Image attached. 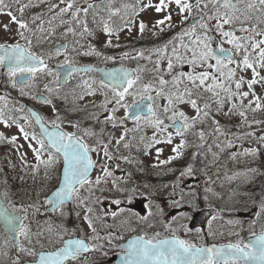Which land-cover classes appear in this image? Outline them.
<instances>
[{
    "label": "snow or ice",
    "instance_id": "obj_1",
    "mask_svg": "<svg viewBox=\"0 0 264 264\" xmlns=\"http://www.w3.org/2000/svg\"><path fill=\"white\" fill-rule=\"evenodd\" d=\"M137 3L143 6L137 8L135 5L122 3L120 7H115L114 0H106L103 8H100L93 0H83V3L81 0H55V2L53 0H27V2L25 0H0V16H6L9 19V23H0V29L6 34H12L25 41L24 45L19 42L0 43V67L7 68L11 86L19 87L22 94L25 87H35L34 82L38 76H53L55 82L59 84V74L49 68L44 54H37L31 50L33 41L29 39L28 33H31L37 41L42 38L47 39L55 35L56 28L53 25L58 21L59 26L65 27V31L62 33L63 37L74 38L73 52L77 55H95L99 58L102 53L91 44L85 49V45L81 42L86 37L93 35L88 23L90 14L92 23H98L104 34L109 37L106 47L114 46L110 39L114 34L118 39V33L125 28L131 32L132 26L137 24V21L132 17H138L148 8H153L156 13H164V15L159 19L139 21L138 31L141 35L149 25L160 32L164 31V26L172 28L173 6L180 16L181 23L187 22L189 16L194 21L188 27L182 28L174 40L169 41L162 48L152 50V54L157 59L153 60L152 55L145 56L142 51L138 53L137 57H132L133 59H146L153 64L155 83L152 80L147 83L143 82L140 73L146 69L139 67L135 70V74L124 68L105 73L107 79H102L98 88L93 87L95 81L84 80L82 82L83 90L78 99L83 100L85 96L93 97L99 92L104 99L95 107L104 113H109L102 121L96 113H90L89 119L100 124H110L113 129H122L118 138L109 133V138L105 141L103 128L97 133L91 128L81 129L79 122L71 125L78 129L79 134L62 131L59 118L51 121L52 128L49 130L43 117L36 112H32L30 117L21 118L29 124V127L31 126L30 118H34L39 125V134L36 131L30 132L23 125H17L23 139L29 142L28 148L31 149L36 161L32 166L33 174L43 167L47 179L51 175V170L55 169L58 164L59 157H62V176L59 185L52 193L51 198L46 200V203L53 212L60 211L69 201L77 204L78 207H84L83 220L93 233L92 240L103 239L97 233L91 215L94 209L89 205L91 197L100 190V186L110 183L109 191L114 190L119 193V198L111 200L114 205H121L124 201L131 203L133 194L137 192L135 188L122 187L120 178L113 177V172L107 162L116 158L123 159L129 164L133 163L127 156L114 157L110 151L113 141L117 151L121 146L127 149L131 147L132 140L137 139L135 135L132 140L128 139L129 133L135 134L141 132L143 127H151L153 136L150 139L146 140L143 135L139 136V143L144 145L145 154L149 149L159 144L173 145L171 148L173 155L164 160L159 159L163 149H156L157 163L154 167L157 168L171 165L174 161H180L184 156V150L188 147L204 148L208 136L215 138L214 146L220 153H223L225 149L236 147L235 141H240L244 137H254L258 144L264 147V135L257 136L252 131L237 132L233 134L232 138H229L228 132L221 127L219 120L216 119V116L221 114L229 118L238 116L240 118L238 128L243 126L251 128L254 124L264 125V120H249V113L264 112V95H258L255 90L256 85H260L264 89V75H261V71L264 70V0H195V3L190 0H158L156 4L151 2L144 4L143 0H137ZM41 5H47L46 12L41 11L26 16L28 10L39 8ZM129 8H131L130 14ZM100 11L106 12L107 17H100L97 21ZM45 16L48 18L45 19ZM65 17L68 18L65 19ZM113 17H119L122 24L114 27ZM213 21L214 23H212ZM12 24L17 26L14 33L11 28ZM33 26H35V31ZM76 37L79 38L75 39ZM185 37L188 38L187 41H185ZM169 44L171 45L170 49ZM225 44L229 47L225 48ZM75 45H79V48ZM67 51L68 46L61 45L55 49V56H60ZM169 51L171 55L168 54ZM129 56L130 53L126 52L121 59H126ZM48 58L51 59L52 55L49 54ZM103 59L109 61L114 58L103 56ZM164 61H166V68L161 67ZM185 65H188L192 70L184 71ZM58 67L68 69L65 80L70 78L73 73H87L94 70L91 67H74L67 56ZM249 71L251 78L247 76ZM17 76L21 78L18 80ZM245 87L247 90H244ZM44 89L48 93L59 90L58 88L53 89L48 84L44 85ZM109 92L111 93L110 97ZM127 97H132L131 104L127 102ZM161 99L166 100V104L162 107L158 103ZM0 103L3 104V107H0V124L9 127L8 119H5L4 108L8 106L5 96L0 95ZM44 103L50 104L51 101L46 99ZM213 104L216 106L214 111ZM184 105L189 106L194 115H187L182 110ZM225 105H228L227 111H225ZM120 109H124L125 115L122 118H117L116 113ZM130 109L131 112H129ZM130 118L134 124L132 128L126 127L125 124ZM9 119L15 123V118L9 117ZM209 119L212 121V133H206L203 128L197 130V125H205ZM169 128L174 129L175 137H179V143L173 144L174 136L172 132L168 131ZM188 134L195 137L199 143L191 144L187 139ZM86 137H96L94 144L86 143ZM220 137H224V142H215ZM4 143L16 147L18 151L22 147L18 145L17 136L8 138L0 133V144ZM207 151L211 152V147ZM258 152V148H244L242 155L255 157ZM90 153H96L100 158L99 162L94 161ZM197 155L194 153L191 160L195 161ZM213 155L215 156L216 153ZM238 155L240 154L232 152L230 158L235 161ZM21 160L27 167L26 154L21 155ZM94 168H99L100 174L96 176L95 180H92L90 173ZM175 171H177L175 168L168 169V172ZM194 171L192 163L179 169V176L171 186L173 206L179 205L185 200L183 190L179 193V199L175 198L177 196L176 189L181 179L193 175ZM82 190L87 191L89 195L81 198ZM204 191L206 200L210 196L217 195L209 187H206ZM2 195L6 198L8 193L4 192ZM99 202L98 197L91 201L92 204ZM29 207L36 208V213H39V208L35 205H29ZM257 207L259 210L255 215L258 221L260 217L264 216V197L261 198ZM234 210H236L235 206L230 209V211ZM22 211L25 215L23 219H19L15 215H9L5 209H0V218H3L6 230L15 233L13 247H18L21 252H25L29 256H39L35 264H65L69 259L76 260L81 253L98 251L100 247H103L100 245L97 248H92L84 239H69L65 242L64 247L54 252L37 254L19 243L20 237H23L29 244H33L31 229L23 222L28 218L27 209H22ZM124 211V208H120L121 214ZM61 215H63L62 212ZM111 215L115 219L118 213L113 211ZM152 215L149 213V216ZM216 218L213 216V220ZM96 219L101 220L102 217L97 215ZM141 220L148 227L153 226L148 217H141ZM46 223L49 225L46 229L47 232L53 233L51 221ZM228 224L233 227H243L240 220H229ZM164 227L172 233L171 238L146 239L144 236H138L130 241L124 257L125 264H264V225H261V230L257 234L255 221L249 224L248 242L238 239L234 243L230 242L219 246H197L189 240L176 236L175 233L178 229L172 224H165ZM183 230L185 233L190 231L187 228ZM44 231L45 229L42 227L38 228L35 235L41 237L44 235ZM196 231L199 233L198 229ZM231 234L240 236L239 231H233ZM55 235L57 238L63 239L60 232H55ZM156 236H159V233H156ZM3 255H7V252ZM12 264H20L19 259L14 260Z\"/></svg>",
    "mask_w": 264,
    "mask_h": 264
},
{
    "label": "rangeland",
    "instance_id": "obj_2",
    "mask_svg": "<svg viewBox=\"0 0 264 264\" xmlns=\"http://www.w3.org/2000/svg\"><path fill=\"white\" fill-rule=\"evenodd\" d=\"M99 1H100V4H102V5H104V2H106V0H96V3H98ZM25 2H27V0H25ZM149 2H151L152 4H156L158 2V0H143L144 4H147ZM190 2L195 3V0H190ZM81 3H83V0H81ZM142 6L143 5L139 4V3H137V5H136L137 8H140ZM46 9H47V7L45 5H41L39 8H33V9L28 10L26 13V16H31V15H33L37 12H41V11L46 12ZM163 15H164V13L158 14L154 11L153 8H148L144 12H141L138 17H132V19H135L137 21V24H134L132 26L131 32H129L127 30V28H125L123 31H120L118 33V39H117V35L114 34L110 38L113 42V45H114L113 47H106V42L109 39V37L104 34L101 26L98 27V29L93 32V34L95 35L94 40H93V37L90 36L89 39L85 38L81 42L85 45V49H86L89 44L92 45V43L95 41V43L99 45L98 50L105 48L106 51H109L108 55H103V56L115 57L118 54L124 53V50L126 48V52L130 53V56L128 57L129 60L130 61H136L137 62V68L139 67V68L146 69V71L140 73V75L143 77V82L147 83V82H149V80H152V82L155 83V80H153V71H154L153 64L150 63L146 59H133L132 58V57H137L138 53H139V52L133 51L134 45H136V47H138V46H143L146 43L148 45L150 44L152 46H156V43L158 41L160 43L162 42L163 45H165L169 41L174 40V38L177 37V35L180 33L182 28L188 27L189 23L192 19L191 16H189L187 22L181 23L180 16L177 14V12L173 6V10H172L173 27L172 28H168L167 26H164V31L160 32L158 29H154V28H152L151 25H149L143 35H141L139 33V31H138L139 21L143 20L146 22L148 20L159 19V18H162ZM0 23H9V19L6 16H0ZM212 23H214V21ZM16 27L17 26L14 24L11 25L13 33L15 32ZM27 35L30 37L31 33H28ZM78 38L79 37H77V39ZM136 38H137V40H136ZM187 39L188 38L185 37V41H187ZM217 39H219V37H217ZM20 41L22 42L24 40H20L19 37L13 36L12 34H6L3 32L2 29H0V43L1 42L2 43H5V42L15 43V42H20ZM32 41H33V43L36 42L35 39H33ZM116 45H118V46H116ZM34 46L36 48H41L38 45H34ZM77 46L79 48V45H77ZM124 46H125L124 49L119 48V47H124ZM224 47L228 48L229 46L225 44ZM170 48H171V45L169 44V49ZM38 51L43 53V54H45L47 52V51H41V50H38ZM147 51L148 50L142 51V52H144L145 56H148V55H146ZM69 52H70V55L68 56L69 61H76V62H80V63H86V62L89 63V62L96 60L95 55H93V56L77 55L75 52H71L70 49H69ZM168 54L171 55L170 51ZM54 55H55V53H54ZM71 55H74L75 58H71ZM149 55H152L153 60L157 59V57L155 55H153L152 52ZM64 60H65V56H63V54H62L60 56H55L53 62L56 64H62L64 62ZM161 67L166 68V61L162 62ZM183 70L184 71H191L192 69L188 65H185ZM261 75H264V70L261 71ZM247 76H248V78H251V72L250 71L247 73ZM6 77H7V80H6L7 82L5 81L6 84L4 85V88L2 89V93H4V96L6 97L7 100H10L13 96H17L19 98L21 96H25V97L29 98V96L31 95V98H32L34 94L41 92V87H43L45 84H48L52 88L57 85L53 76H47V75L38 76V78L34 82L35 87H25L24 92L22 94L19 87L13 88L11 86V83L9 82L8 75L5 77L0 76V84L1 85L3 84V81L6 79ZM90 80H91L90 82H92V81L96 82L93 85V87H97V88L99 87V81L98 80H95L93 78H90ZM244 90H247L246 87ZM255 90H256V93L258 95H264V89H262L260 87V85H256ZM55 94H56L55 91L52 93L46 92V95L51 99L50 104L44 103L41 101H35L33 99L31 101L36 104L35 106L46 116V118L48 120L52 121V120H56L57 118H59V120H61V121H59L60 126L63 127V129H65L69 133L77 132L79 134L78 129L73 128L71 126L72 123H76V122L80 123L81 129L91 128L97 133L100 132L101 128H100L99 124L92 119H89L87 117L85 118L83 113H82L83 110H86L88 107H91V105L99 104L101 102V99L103 96L100 95L99 92L97 93L96 96H93V97L85 96V98L83 100L78 99V96L81 94V92H78V94L76 95V97L74 99V105H70V100L73 99L72 95H64V96L59 98V97H54ZM205 95H207V94H205ZM110 96L111 95L109 94V97ZM137 99H139V97H137ZM126 100H127V98H126ZM131 101H132V97H131ZM53 103H54V105H53ZM158 103H160V105L163 106L164 104H166V100L161 99L160 101H158ZM245 103H247V101H245ZM212 107H213V111H214L216 106L213 104ZM225 107L227 108L228 105H225ZM54 109H55V111H54ZM182 110H184L186 112V114L189 116L194 115L193 110L187 105L182 106ZM97 111L99 113L101 112V110L99 108H97ZM124 115H125L124 109H120L116 113L117 118H122ZM251 115H255V114L249 113V120H250ZM216 119L219 120V122H221V121L225 120V116H223L222 114L217 115ZM230 119H231V121H233V123H238V124L240 123V118L238 116H233ZM21 122L24 124L26 123L25 120H21ZM141 123L143 124V121H141ZM125 124H126V127H128V128L134 127L133 121L127 120L125 122ZM9 125H10L9 127H5L3 124H0V133H3L8 138H11L12 136H17L18 137V145H20L22 147H20L19 151H18L16 147H14L10 144H7V143L0 144V194L7 192L8 195L6 197V200L9 202L10 205L15 206V209L20 211L22 213V216L24 217L25 213L22 211V209L19 206V205H21V202H20L19 196H18V193L20 191L24 190L21 179L23 178V176L25 177V175H27V177L33 178L36 182V191H40L41 189L44 190V189H47L49 187L51 188L53 186V184H55L56 171L59 170L60 162H58L55 169L51 170V175L47 179L45 178V171H44L43 167H41L38 172L33 174L32 166L36 163V161L33 157L31 149L28 148L29 142L25 141L23 139L22 135L19 133V130L15 126H12L11 124H9ZM92 126H94V127H92ZM205 127L213 128L211 119H209L207 121V123L205 124ZM144 128L145 127H143V129ZM253 129H259V128L257 126L256 128H253ZM121 131H122V129H113L110 124H105L104 137L103 138L105 139V141H107V139L109 138V133L113 134L116 138H118L119 135L121 134ZM168 131L173 133V136H174L173 144L179 143V137H175L174 130L169 128ZM245 131L249 132L250 128L245 126ZM255 131L256 130H253V132H255ZM134 135H136V133L135 134L129 133L128 136H134ZM141 135H143L146 140L150 139L153 136V129L151 128V130H147L146 132H142ZM259 135H264V133L259 134ZM95 139H96V137H91L90 140L87 141V143L89 145H93L95 142ZM243 140L244 139H242L241 141H243ZM113 143H114V141H113ZM241 143L242 142H239L240 147L242 146ZM113 145H112V147H113ZM172 146L173 145L159 144V145H156L154 148L149 149L147 154H145V152L142 151V156H141L142 159L140 161L143 160L145 162V164L148 165V169H149L148 171L150 173H151V171L153 173H155L156 167H154V165L157 163L156 149L157 148L163 149V152L160 155L159 159L164 160V159H167L169 156L173 155V153L171 152ZM110 151L113 153L111 148H110ZM120 152H121L120 150L117 151V154ZM185 152H187V151H185ZM262 152H264V147H262ZM242 153H243V150L238 152V154H240V155H238V157L236 159L237 165L234 166V169L230 173L221 174L220 175L221 178L218 180L217 183H215V177L214 176L206 175L209 178V180H208V183H206V185L204 186L202 184V182L205 180V177H203L204 173L202 172L198 176L200 178V182L198 181V184H199L200 188H202V190H203V194L200 193L199 195H197V194L195 195L196 200L200 203L199 205L195 204V205L188 206L185 202L180 203L179 205L172 207V209L175 211L174 213H172L171 211H169L168 213H165L164 212V205L161 206V204H158L156 207L153 206L156 218L152 219L149 215L144 216V217H148L149 222H151V224L155 227V230H154V232L152 231L153 226L152 227H146V226H144L145 224H141L142 229H145L144 231L142 230V232L146 233V234H150V235L153 233V235H151L153 237L156 236V233H159V235L172 234L170 231L166 230L164 227L165 224H172L173 227L178 229L175 234L185 233V231L183 229L187 228V222H185L184 219L189 217L190 211L192 209H194V208L197 209L199 207H204V206H213L210 202H211V200H213V198L215 196H210V198L207 200L204 198L205 197V191L204 190L206 187L211 188L214 192L217 193V195H220L222 188H224V187L233 188L234 187V185L231 184L232 182L230 183L228 181L230 176L234 175L236 172L243 173L244 171H240L243 166L253 165L252 167H255L256 164L260 160V159L258 160V158H254L253 162H249L248 157H250V156H244V155H242ZM22 154H26V156H27V161H26L27 167H25V162L21 160ZM117 154L114 155V153H113L114 157H118ZM101 156H102V154H101ZM262 157H263V159L260 161V163H262L264 165V155H262ZM44 158L46 159L47 156L45 155ZM92 159L94 161L99 162L100 158L97 157L96 153H92ZM112 162H113V164L116 163L117 165H125V161H123L122 159L119 160V159L114 158L112 160ZM174 162H178V161H174ZM107 163H109V162H107ZM209 163H211V162L209 161ZM113 167H114V169H112L111 171L113 172V177H115L116 173H117L115 171L116 166L113 165L111 168H113ZM206 173H207V171H205V174ZM99 174H100L99 168H95L94 172L90 178L92 180H95L96 176ZM224 177H228V178L225 179ZM25 179L26 178H24L23 181ZM143 183H145V181H143L141 183V185ZM159 183L160 182L157 180H155L153 182V184H155L154 189L152 190L153 194L157 193V191L155 189L159 188ZM247 183H248V179L243 178V179H241V184L239 185V187H237L238 190L245 191L246 196L248 195L249 190L251 189V187H249L247 185ZM131 185H133V188H136L134 186V185H136V183L131 184ZM215 185H216V187H215ZM109 188H110V183L109 184H102L100 186V189H102L104 191H100V192L96 191L95 196L91 197V200L89 201V205L94 208L95 204H92L91 201L96 200L97 197L100 200H104L105 202L111 201V198L102 199L104 196L109 197L106 195L112 194L111 197L119 198V193H117L116 191H109ZM137 188H138V190H140L139 192L141 195L145 196L147 194L146 188L144 186H138V184H137ZM152 193H151V195H152L151 197H152V200L154 201L155 198H154ZM88 195L89 194L87 191H84V190L81 191V198L87 197ZM233 195L238 197V194H233ZM42 197H44V196L42 195ZM262 197H264V196H261V198ZM261 198L253 204V207H256L258 209L257 205H258L259 201L261 200ZM30 199L33 200L32 198H30ZM245 201L252 203L254 201V195L253 196H247ZM105 202H102V203H105ZM222 205H223V203H222ZM35 206L37 208H39V213H36V208H33V207L26 208L28 218L25 220L26 221L25 225L31 229L33 244H29L23 237H20L19 243L24 248H28V249L33 250V245L35 243H41V244L45 245L42 248L53 249L55 247V245L60 243V242L54 243V240H53L54 232L53 233L47 232L46 229L48 228L49 225L46 222L51 221V226L53 228L54 224L56 223L54 220H56V221L58 220V222H59L57 224L58 227H62L63 224H65V225L67 224L68 227L73 232H76L77 235H82L83 237H86L88 239V241L90 242L91 246L94 245L95 248H97L100 245H102L103 247H100L98 251H100V249H103L105 247H107L109 249V251L107 253L108 255L117 251L115 247H118V246H116L117 243L114 242L115 241L114 239L111 240L110 243H109L108 239H100V240H92L91 239L93 233H92L91 229H89L87 227L86 222L83 220V216L85 215V208L84 207H78L77 204L72 202V204L70 206H67V207L64 206V208H62L63 209V215H57L55 212L54 213L45 212V209L48 206L45 199L43 201H39ZM235 208H236V210L229 211V214L218 212L217 217H219V218L227 217V219L224 220V223L222 226L219 225V222L217 220L219 218H216L215 220L212 219L210 221L208 227L205 228L203 231H200L199 233H197V231L190 233V231H189L186 233L187 236L185 238L196 244L200 241H203L201 239V237H203L204 235H207L214 240H219L218 237H220V234L225 233L224 234L225 236L234 239L235 235H232L231 233L233 231H239L240 228L233 227V226L229 225L228 221L229 220H238L233 215L235 214L236 216H238V212L241 209V207H235ZM161 212L163 213L162 215H161ZM91 215H92V219L95 223V226H97L98 220L94 216V212ZM165 216L168 219H166ZM260 219H264V216L260 217ZM174 220L176 221L175 223L173 222ZM241 220H244V219H241ZM256 220H257V218H256ZM242 225L248 226L249 224H248V222L245 221V222H242ZM40 226H42V228L45 229L44 235L41 237H37L35 235V233L38 231V228H40ZM217 229H219V231ZM239 232H243L245 236H246V234L249 233V232H247L246 229H244L243 231H239ZM99 236H101V235H99ZM111 245H114V247H111ZM11 247H12V245H11ZM9 249H10V247L6 244L0 245V264H12V262L16 259H19V261L21 263V260L29 259V258L33 257V256L27 255V253H25V252H21L19 250V248L18 249L12 248L11 251ZM103 251H104V249H103ZM5 252H7V255H3V253H5ZM96 253L97 252L94 251L93 254H91V255L88 254L86 256H83V257H81L82 260H75L71 264H91L89 262V260L95 261V264L99 263V262H101L100 258L94 257V255H97Z\"/></svg>",
    "mask_w": 264,
    "mask_h": 264
},
{
    "label": "flooded vegetation",
    "instance_id": "obj_3",
    "mask_svg": "<svg viewBox=\"0 0 264 264\" xmlns=\"http://www.w3.org/2000/svg\"><path fill=\"white\" fill-rule=\"evenodd\" d=\"M45 59H46V62L48 63L49 68H51L53 70L54 69V65L51 64V61L49 60V58L47 56H45ZM97 60H98V63H103L102 62V59L100 57L99 58L97 57ZM104 63H106V62H104ZM104 66H107V65H104ZM261 120H264V115H263V117H262ZM261 127H264V125H261ZM228 136H229V138H232V134H229ZM136 138L137 139L132 140V137L131 138L128 137V139L132 140L131 147H129V148L126 149L123 146H121L119 148V150L121 152L118 153L117 156H127V157H129L133 161V163L129 164L125 160L122 159L123 161L126 162V165L119 166L117 173L118 174H123V177H125V174L126 173H128V174L129 173H132L133 172L132 171L133 169H135V172H136L135 175L138 176L139 175L138 169L142 166V164L138 161V158H139L140 153L142 152V149H144V145L139 143V137H136ZM214 139H215L214 137L208 136L207 137V142L205 144V147L204 148H201V149H198L196 147H188L187 148V152H184V154L187 153V155L183 159V162L182 163H178L176 166H175V162H173V164H171L169 168H175V169L179 170L180 168L185 167L188 163H192L193 168H194L195 171L203 170L204 167H205V164H206V156L207 157H212L210 155L211 152L207 151V149L209 147H211V151H212L213 148L216 149L215 146H213ZM189 142L191 144H197V143H199V141L195 137L190 138L189 139ZM215 142H217V143L224 142V137H220V139L218 141H215ZM248 146L251 147V145H249L246 142H244V147L248 148ZM110 148L113 151V153L116 152L115 146L114 147L110 146ZM236 148H237V146H236ZM216 150H217V152L220 155H223L224 154V153H220L218 149H216ZM194 153L198 154L197 155V159H198V162L197 163L195 161H192L191 160V157H192V155ZM215 158L216 159H220L219 157H215ZM119 160H121V159H119ZM168 169H167V171L165 173L170 176L169 182H167V183H165V182L159 183V189H155L157 191L156 194H153L152 193V190L154 189V185H152L150 189L146 190V193L147 194L145 196L141 195L140 192H139L140 190H138V188H137V185H134L136 187L135 189H137V192L135 194H133L132 202L131 203H128L127 201H125L127 203L126 204L127 206L130 205V204H133V205H135V208H138L139 209V212H138V216H139L138 225L139 226L141 224H145L144 226L148 227L147 224L141 220V217L148 216L149 213H152L153 214L152 216H150L152 219H155L156 218L155 211L153 209V206L156 207L158 204H161V206L164 205V212L165 213H168L169 211H171L172 213L175 212L172 209V207H173V204H172L173 197H172V187L171 186L176 181H174L173 178H172V173L173 172H168ZM137 184H138V186L141 185L140 178H137ZM165 186H168V187H165ZM181 190H183V192L185 194V200L182 201L181 203H184L185 202L188 206L195 205V204L196 205H199L200 204L196 200V197H195L196 194L199 195L200 193L201 194L203 193L202 188H200V186L198 184V180H195L192 177H190L185 182H183V180L181 179V181L179 183V186L176 189V192H177V196L175 197L176 199H179V193H180ZM150 192L153 194V196L155 198L154 201L152 200V197H151L152 195H151ZM245 204L248 205V203H245ZM257 211H258V209L255 208V207L243 208L241 211L238 212V216H237L236 219L240 220L241 222H245L246 221V222H248V224H250L251 222H254L255 221L256 222L255 231L258 234L260 232V230H261V225H264V219H259L258 221L256 220L255 213ZM140 215H141V217H140ZM165 218L168 219L166 216H165ZM241 219H244V220H241ZM186 220L187 219H184L185 222H187ZM219 220H220L219 225L222 226L223 223H224V220L223 219H219ZM126 222L127 223L130 222L129 223L130 228L126 230V233L127 234H129V235H133V234L134 235H143V236L147 237L145 235L146 233L137 232V224L135 223L136 225H134V223L131 221V219H126ZM244 229H246L247 232H249L248 234H246V236L244 235L243 232H240V236L239 237L235 236L234 239L228 238V240H230V241H226V240H223L222 238H220L219 241H216L215 240L213 242H219V243L232 242V243H234L238 239H242L245 242H247V239L250 236L249 225L248 226L247 225L246 226H243L242 228H240L239 231H243ZM144 230L145 229H143V231ZM154 230H155V227L153 226L152 227V231L154 232ZM217 230L219 231V229H217ZM195 231L196 230H190V233H193ZM178 234H181L183 237H186L187 236L186 233H178ZM222 234H225V233H222ZM151 235H153V233ZM164 235H167V234H164ZM164 235H159V236H154V237L152 236V238H155L156 239V238L162 237ZM206 237L209 238L207 235H204L203 237H201V239L203 240V243H204V240L206 239ZM77 259H80V257H78Z\"/></svg>",
    "mask_w": 264,
    "mask_h": 264
},
{
    "label": "water",
    "instance_id": "obj_4",
    "mask_svg": "<svg viewBox=\"0 0 264 264\" xmlns=\"http://www.w3.org/2000/svg\"><path fill=\"white\" fill-rule=\"evenodd\" d=\"M81 68H83V67H81ZM99 72H100V74H101V77L103 78V79H107L106 77H105V73H107V72H113L112 71V69H97ZM129 112H131V109L129 110ZM47 126V125H46ZM38 127H39V125H38ZM48 128H49V130H51V128L52 127H49V126H47ZM92 172V171H91ZM61 176H62V170H61ZM61 178V177H60ZM60 182V181H59ZM59 185V184H58ZM56 190V189H55ZM54 190V191H55ZM54 191H52L50 194H49V196H48V198L47 199H49V198H51V195H52V193L54 192ZM71 201H69V202H66V203H70ZM0 209H5L6 211H7V213L9 214V215H15V216H17L19 219H20V216L19 215H17V214H14L7 206H6V204H5V202L0 198ZM48 210H50V206L48 207ZM213 213V210H210V209H203V210H201V211H199V212H197L195 215H194V217H193V219L191 220V223H190V226L191 227H194V226H197V225H201V226H204L205 225V223H206V221H207V219H208V217L211 215ZM0 225H1V227L2 228H4L5 230H6V225H5V222H4V220H3V218H0ZM7 231V230H6ZM10 235H11V238H12V241H14V237H15V233H12V232H9V231H7ZM136 237H132V238H129L126 242H124L121 246L122 247H125V248H127V245L129 244V242L130 241H132L133 239H135ZM165 239V238H164ZM67 241V240H66ZM65 241V242H66ZM65 244V243H64ZM212 245H215V244H208V245H205V246H212ZM216 246H219V245H216ZM62 247H64V245L62 246ZM62 247H60V248H62ZM59 248V249H60ZM56 251V250H55ZM54 252V251H53ZM45 253H47V252H45ZM126 256V252L125 253H122V254H118V255H115L112 259H114V260H116V262H117V264H125V260H124V257ZM23 264H35V263H23Z\"/></svg>",
    "mask_w": 264,
    "mask_h": 264
},
{
    "label": "trees",
    "instance_id": "obj_5",
    "mask_svg": "<svg viewBox=\"0 0 264 264\" xmlns=\"http://www.w3.org/2000/svg\"><path fill=\"white\" fill-rule=\"evenodd\" d=\"M76 92H77V91H76ZM18 196H19V200H20L21 204L27 208L29 205H34V204L36 203L35 200L37 201V198L40 199V197H41L42 195H40V194L38 195L37 192H35V191H30V190L24 188V190H22V191H20V192L18 193ZM30 198H33L34 200H31ZM35 198H36V199H35ZM22 205L20 206V208H22ZM54 221H55V222H58V221H56V220H54ZM56 226H57V225H56V223H55L54 226H53L54 234H55V232H57V230H58V229H55ZM67 229H68V225L66 224L65 227H64L62 230H59V231H62L61 234H64V233H65L64 230H67ZM66 233H67V231H66ZM55 242H57V241H55Z\"/></svg>",
    "mask_w": 264,
    "mask_h": 264
}]
</instances>
